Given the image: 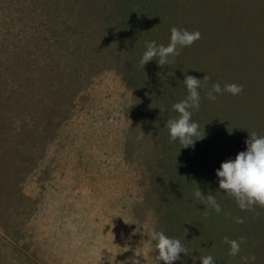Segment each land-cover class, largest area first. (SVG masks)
<instances>
[{
  "label": "rangeland",
  "instance_id": "rangeland-1",
  "mask_svg": "<svg viewBox=\"0 0 264 264\" xmlns=\"http://www.w3.org/2000/svg\"><path fill=\"white\" fill-rule=\"evenodd\" d=\"M172 26L200 39L141 66ZM185 75L201 81L194 147L166 123ZM214 82L243 88L211 101ZM249 131L264 135V0H0V264H157L153 228L183 264H264V206L241 210L215 172ZM225 237H244L236 256Z\"/></svg>",
  "mask_w": 264,
  "mask_h": 264
},
{
  "label": "clouds",
  "instance_id": "clouds-1",
  "mask_svg": "<svg viewBox=\"0 0 264 264\" xmlns=\"http://www.w3.org/2000/svg\"><path fill=\"white\" fill-rule=\"evenodd\" d=\"M199 30L189 31L172 26L170 29V38L167 45L157 44L155 40L146 41V48L140 58V65L144 67L146 62L156 59L160 66H164L171 62V58L179 54V48L191 45L194 41L200 39ZM207 79V77H205ZM184 83L187 88V96L174 102L172 109L179 115L175 118L167 120L169 132V141L179 140L181 147H194L195 140L202 139L205 133L199 131V123L192 119L193 111L200 107L201 96L199 87L200 78L193 75H185ZM243 86L237 83H225L223 87L219 82H214L207 92V97L211 101L217 99V94L227 91L232 95H237L242 91ZM162 111V109H160ZM245 149L238 151L234 158L221 161L220 166L215 170L218 178L219 189L224 190L229 197L234 198L237 206L241 210H251L252 206L259 204L264 206V135H259L255 131H249V135L245 138ZM204 194L197 187L194 196L202 197ZM206 203L208 207L217 212L221 211V204L212 194H207ZM237 223L243 222V217L235 218ZM125 221V220H124ZM133 222V221H125ZM230 245L229 255L236 256L240 252L241 242L244 237L239 239L224 238ZM147 248L149 251L154 249L157 252L156 261L160 264H173L174 261L180 260L183 264L181 253L189 254L190 251L182 244L181 240L166 235L162 230L152 229L147 232ZM118 253V252H117ZM106 259L108 264H143L138 256L126 258L124 260H116L115 257ZM201 264H215L212 255H204L199 257ZM243 264H255L256 257L242 256Z\"/></svg>",
  "mask_w": 264,
  "mask_h": 264
}]
</instances>
